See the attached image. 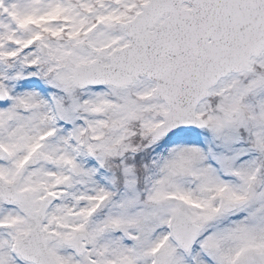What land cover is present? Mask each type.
Here are the masks:
<instances>
[{"label":"rangeland","instance_id":"rangeland-1","mask_svg":"<svg viewBox=\"0 0 264 264\" xmlns=\"http://www.w3.org/2000/svg\"><path fill=\"white\" fill-rule=\"evenodd\" d=\"M142 1L0 0V84L8 96L0 108V264H29L15 247L49 195L56 202L43 232L57 239L48 246L57 264H155L160 252L167 264H264V52L199 106L204 129L164 137L145 197L137 186L141 164L124 159L154 138L169 111L156 82L75 86L76 67L108 65L114 50L131 43L122 26ZM48 88L64 92L67 102L60 106ZM249 110L260 119L252 145L243 143ZM76 123L95 139L83 153ZM93 151L124 169L123 190L103 176ZM8 185L24 204L4 202ZM227 205L235 210L226 212ZM181 211L200 227L187 253L171 235ZM78 234L86 237L82 256L65 244Z\"/></svg>","mask_w":264,"mask_h":264},{"label":"water","instance_id":"water-1","mask_svg":"<svg viewBox=\"0 0 264 264\" xmlns=\"http://www.w3.org/2000/svg\"><path fill=\"white\" fill-rule=\"evenodd\" d=\"M227 1H233L230 17L222 16L226 6L221 0H154L133 23L125 26L133 45L110 56V68L96 62L89 66V75L87 67L78 68L76 84L125 87L139 77L149 76L159 83V96L170 106L158 137L203 127L195 112L209 89L228 74L246 70L251 58L264 50V0ZM185 2L193 10H182ZM160 19L164 23L157 27ZM119 59L126 61L117 63ZM5 193L9 200L24 201L12 187L6 188ZM52 202L50 199L43 204L37 213L36 228L20 245L25 259L36 264H55L47 246L56 239H45L41 232L45 212ZM175 229L176 237L188 249L199 227L180 213ZM83 238L79 236L69 245L77 247ZM167 260V255L162 254L159 264H167Z\"/></svg>","mask_w":264,"mask_h":264},{"label":"trees","instance_id":"trees-1","mask_svg":"<svg viewBox=\"0 0 264 264\" xmlns=\"http://www.w3.org/2000/svg\"><path fill=\"white\" fill-rule=\"evenodd\" d=\"M217 100H218V99H217ZM217 100H215L214 103H216ZM259 121H260V119L257 117V115H256V116L253 115V124H254V126L257 125V124H259ZM136 132H137V130L134 131V134H135ZM130 133L132 134V131H130ZM148 144H150V143H148V141H147V142L142 141V142H140V143L137 145V147H136V148H138V149L140 150L139 153H134L132 156H131V154H129V155H125L126 157H125V159H124V162L126 163V166H127V163H128V164L133 163L134 165H136V163H137L136 168H137V166H138L139 164H141V167L143 168V169L141 168L142 170H145L146 172L150 171V169H151L152 167H151V164H150L148 161H146V159H145V151H144V148H146V147L148 146ZM151 145H152V144H151ZM150 150H152V149L150 148ZM134 152H135V151H134ZM132 158H133V159H132ZM113 163H115V162L113 161ZM116 171H117L118 173H123V174L126 175L124 169H123V170H120V169L117 170V169H116Z\"/></svg>","mask_w":264,"mask_h":264}]
</instances>
